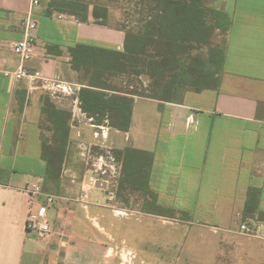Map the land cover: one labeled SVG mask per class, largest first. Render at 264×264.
Wrapping results in <instances>:
<instances>
[{"label":"crops","instance_id":"obj_1","mask_svg":"<svg viewBox=\"0 0 264 264\" xmlns=\"http://www.w3.org/2000/svg\"><path fill=\"white\" fill-rule=\"evenodd\" d=\"M29 2L0 0V264H119L116 257L135 251L148 255L129 239L142 242L148 229L167 225L185 230L188 243L179 242L186 247L179 257L264 264V0H199L207 21L218 24L202 41H188L171 67L140 74L147 96L131 94L132 84L124 79L132 74L115 68L125 50L123 29L93 22L91 8L87 22L49 13V0L34 9L38 31L28 66L64 88L5 75L18 65L11 45L22 36ZM216 31L224 41L213 47ZM80 46L97 51L85 61ZM84 89L103 100L90 105L85 99L83 109ZM116 96L130 100L127 130L94 121L114 116L115 109L103 103ZM45 97L70 114L68 153L75 145H94L119 159L126 148L151 152L148 193L155 207L172 215L145 213L134 227L131 215L109 203L111 174L100 176L93 162L83 161L77 170L66 159L50 182L41 145ZM32 183L54 201L39 196L30 204L26 188ZM100 194L105 203L94 199ZM29 215L46 217L51 233H29Z\"/></svg>","mask_w":264,"mask_h":264},{"label":"trees","instance_id":"obj_2","mask_svg":"<svg viewBox=\"0 0 264 264\" xmlns=\"http://www.w3.org/2000/svg\"><path fill=\"white\" fill-rule=\"evenodd\" d=\"M104 1L49 0L48 12L51 13L54 10L64 12L73 15L82 22H87L91 8L93 22L123 29L126 32L125 50L122 54H117L115 68L119 72H127L132 74L133 78H138L140 88L138 90L133 87L130 90L133 95L147 96L146 89L139 79L142 72L152 70L157 74L160 67H171V62L174 58L176 59L177 52L188 47L186 44L188 41H202L204 34L209 35L210 30L218 24L207 21L206 11L199 0H133L131 6L139 18L135 20L137 23L135 27L126 29L122 24L112 25L109 22L111 7ZM108 1L111 3L120 2L123 12L129 15L128 6L131 0ZM80 47L83 49L85 61L90 59L89 54L92 51H97L96 48L89 46ZM215 72L216 70L213 69L212 75ZM82 96L83 109L87 108L85 99L90 105L103 100L101 93L91 89L82 90ZM108 105L111 109H115L114 116L97 117L94 118V121H106L115 128L127 130L131 117L130 100L128 98L120 100L119 96L110 97L107 102L103 103L104 107ZM41 111L46 117L49 130H51V139L45 137L41 139L42 155L47 162L48 178L50 182L54 183L60 175L62 158L68 146L70 114L66 110L57 108L48 97L43 99ZM54 152L55 154H53ZM117 154L122 158L121 171L127 183H130L134 188L148 192L147 180L153 154L131 148H126ZM55 164L58 167L57 174L56 178L51 180V172ZM162 215L167 216L163 213Z\"/></svg>","mask_w":264,"mask_h":264},{"label":"rangeland","instance_id":"obj_3","mask_svg":"<svg viewBox=\"0 0 264 264\" xmlns=\"http://www.w3.org/2000/svg\"><path fill=\"white\" fill-rule=\"evenodd\" d=\"M132 1L133 0L129 2L130 4L128 6L130 9L129 12L127 11L129 15H126L123 12V9L120 7V2L111 3L108 0L104 1V3L109 4L111 7L109 22L112 25L122 24L126 27V29L137 25L135 20L138 19L139 16L135 13V11H133L131 6ZM221 32L222 31L213 32L210 39L212 40L213 47L220 46L223 43L224 39ZM201 48V52H204L205 46L202 45ZM195 51L196 50L194 49H190L189 53L193 54ZM142 78L146 83H148L149 80V84L153 82V78L151 79V77L142 76ZM124 80L127 82V85L130 83L134 89L139 90L140 82L138 81V78H127ZM150 91H152V88ZM47 125V123H43L41 127V139L44 137L51 139V130H49V126ZM73 148L74 149L69 151V153L67 150L64 152V157L62 158L63 163L66 159H68L69 162L73 164L77 170H79L81 168V163H84L83 161H89L90 163H96L94 164V168L97 169V173L100 176H109V174H111L110 177L113 179V196L109 203L113 206V208H118L120 209L119 211L122 210L121 212H126L131 215L130 217L134 219V227L137 225L136 223H139L138 220H140V217H144L147 213L161 212L167 216L172 215L171 211L160 210L155 207L152 196L148 192H145L142 189L134 188L130 183H127V180H125V176L121 171L122 165L118 168V163H116L120 160L122 164V158L119 159L118 156H111L112 153H109L106 149H102L94 145H89L87 147H77L75 145ZM53 154H55V152ZM98 167H101L102 171H105V173L101 174ZM57 168L58 167L55 164L51 172V180L56 178ZM86 199L88 200V198ZM94 199L102 203L106 202V196L103 194H100L98 198ZM139 225L140 224H138V226ZM148 230L149 233L144 234L142 242L137 240L132 241L131 239L127 241L128 244L136 248L138 251L139 246L146 248L148 255L136 252L130 245L127 244L125 247L132 248L135 251V255L134 253H131L129 255H123L122 257H116L119 264H208V262H205L204 257H185V253L182 254V257H179V251L186 248L183 247V245L180 246L179 242L188 243V239L186 241L185 230L178 232V230L171 225L158 228L157 230ZM135 231L138 233L139 230L135 229L134 232Z\"/></svg>","mask_w":264,"mask_h":264},{"label":"built area","instance_id":"obj_4","mask_svg":"<svg viewBox=\"0 0 264 264\" xmlns=\"http://www.w3.org/2000/svg\"><path fill=\"white\" fill-rule=\"evenodd\" d=\"M39 4L40 0H30L29 2L28 11L26 16L23 18L21 25L22 36L17 42L11 45V50L17 57L18 65L12 71H5V75H12L16 80L30 79L34 82L38 81L42 87L62 91L64 88V83L62 81L45 77L38 72L31 73L28 66L29 61L35 55L38 19L34 13V9L38 7ZM98 169L101 174L105 173V171H102L101 167H98ZM26 190L28 191L30 197V204L33 203V201L39 196H43L48 204H51L54 201V197L50 194L43 193L40 185L36 183H32L26 188ZM26 229L29 233H32L37 237H45L52 231L51 225L46 217H37L34 215L28 216ZM260 235L264 237V230Z\"/></svg>","mask_w":264,"mask_h":264},{"label":"water","instance_id":"obj_5","mask_svg":"<svg viewBox=\"0 0 264 264\" xmlns=\"http://www.w3.org/2000/svg\"><path fill=\"white\" fill-rule=\"evenodd\" d=\"M97 186H102V187H104L105 185H103V183H98Z\"/></svg>","mask_w":264,"mask_h":264}]
</instances>
